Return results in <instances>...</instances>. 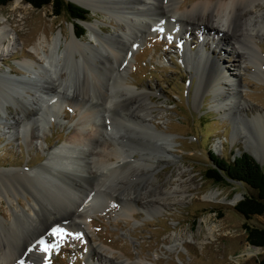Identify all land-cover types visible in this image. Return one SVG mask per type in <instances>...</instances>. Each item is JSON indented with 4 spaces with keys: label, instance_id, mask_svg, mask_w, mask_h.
Masks as SVG:
<instances>
[{
    "label": "rangeland",
    "instance_id": "obj_1",
    "mask_svg": "<svg viewBox=\"0 0 264 264\" xmlns=\"http://www.w3.org/2000/svg\"><path fill=\"white\" fill-rule=\"evenodd\" d=\"M196 1L198 0H183V4L189 6ZM261 9L264 10V6H261ZM87 10L89 13L86 21L96 23L102 32H115L114 22L112 23L107 18L106 12ZM0 17H2L1 26L6 25L13 29L17 45V50L14 53L0 51V72L4 71L7 75H27V72L22 70L17 62L21 58H29L32 55L28 50L29 46L36 42L40 35L50 34V32L55 34L57 30L68 35L70 25L73 26L75 34L79 32L78 27L73 24L66 13L55 15L51 4L37 9L23 0H11L0 7ZM86 21L81 22L85 32L78 38L82 41H87L89 38L84 23ZM190 30L185 26L180 32V39L169 37L166 32L157 29H152L142 35L138 52L136 50H134L135 53L133 52L135 58L134 61L132 60V70L126 75L127 84L130 85L132 92L123 90L121 86L116 89L112 88L114 93L118 92L119 102L116 101V104L110 108L111 118L109 117L107 120L110 127H113L112 130L114 129L116 132L105 139L108 140V147H112L111 144L116 143L118 147L122 148L121 153L125 157L107 169L94 172L93 169L90 170L86 167L87 173L77 172L79 177L85 179V183L87 181V184L91 183L89 191L84 190V192L89 194L88 197L95 200V206L103 211L91 212L83 224L77 216L49 223L41 231L35 233L29 241L32 250L30 251L27 246L22 253L20 252L19 262L17 261L19 264L21 261L24 264H40L39 259L30 255L29 252L38 251L40 248H37V242L43 238L48 240V243L50 242V244H46L47 254L43 264H119L121 261H126L129 264L138 261L139 258L146 263L157 261V264H257L264 256V248L252 246L246 241L243 227L244 223L253 227H264V213L245 220L234 208L244 194L251 193L252 190L245 184L229 178H225L222 182H214L206 177V172L213 166L208 155L209 150L225 160H231L242 153H251L246 150V144L241 138L235 143L232 141L231 135L237 130L235 127L233 128L232 123L234 125L242 123L250 138L254 136V126L245 120H239L236 117L237 109L235 108L234 112L225 117L215 109L212 89L202 90L206 82L203 78L199 84L197 74L184 63L181 44L192 52L197 51V54L198 51L207 54L210 58L208 67L211 66V61L217 59L225 79L232 76L239 79L233 80L234 85L226 80L227 86L225 87L229 88L228 91L231 92L235 91L238 85L236 91L239 93L236 98L230 100H239L245 104L238 112L242 118L246 115L250 118L257 112H264V60L263 64L257 67L260 70V76H256L254 66L252 67L248 63L250 58L246 54V58L240 63L234 52L214 49V46L219 43V35H215V32L203 31L199 33L202 30H191L192 33H190ZM203 39L204 43H202ZM255 44L259 46L260 52L264 55V37L261 39L257 37ZM57 50L63 52L60 64L54 67V63L52 70L50 69L47 75L50 76L52 71L62 69L61 73L66 78V82L75 84V80L77 81L83 70V64L81 66L74 61L73 56L78 58V53L72 55L69 50L64 49L63 39H61ZM93 53V51H89L84 54L85 62L89 64L90 68L92 67L93 74L105 82L103 71L98 70L89 59L91 54L95 57ZM233 77L231 79H234ZM258 79L260 80L258 81ZM4 80V85L1 86V89L3 88L1 96L8 102L6 105L8 115L3 116L2 121L8 126V122L17 117V113L22 107L12 105L17 99L20 100L15 82L10 79ZM112 82L113 80L109 78L106 82L107 91L103 90L105 96L98 100V103L96 102L101 107L107 105V100L114 96L116 98V94L108 89L109 86H112ZM25 86L33 87V84L26 80ZM196 89H198L197 94ZM142 91L148 93L152 102V124L156 126L157 131L170 135V141L173 142V147L170 149V153L173 155L172 162L155 161L152 169L143 166L147 164V159L141 157L140 154L152 155L160 159L163 147L161 141L157 140L160 136L153 134L142 124L137 128V132L139 129L140 134H135L134 128L130 127L128 123L120 124L122 119L119 117L124 113L127 114V109L124 112L121 108H128V105L125 102L122 103L121 100L127 102L136 100L141 105L143 99L138 94ZM90 92L98 94L94 87ZM73 96L75 95L69 96L70 101L74 100ZM79 97L80 103L86 102L81 104L85 107L86 112H91L93 106L90 98L80 95ZM78 107L72 104L62 109L64 111L61 116L63 125L52 123L49 128L40 129L39 132L33 128L31 130L34 137L31 138L32 142L28 139L24 140V136L17 135L16 129L13 131L12 137L0 134V181L5 184L9 179L17 189V178L22 171L38 167L45 162V154L42 153L44 148L47 150L69 143L76 130L81 131L85 137L95 133V129H99L98 125L101 121L93 120V118L86 122L83 121L78 116ZM227 107L225 106V108ZM96 109L100 110V115L103 108L96 107ZM227 111L226 109L225 113ZM97 112L94 108V113ZM96 117L94 118L98 119V116ZM107 120L104 121L105 123L101 122L100 127L103 130L106 125L105 128L111 132L109 130L111 128L106 124ZM96 137L101 139L98 135ZM97 139L92 141L93 144L96 145ZM217 140L220 141L218 148L215 147ZM43 142L45 143L43 144ZM130 149L135 152L133 155L130 154ZM127 155L128 157H126ZM129 156L141 159L138 161L139 171L131 172L132 170L129 168L131 173L125 179H117L119 174L126 172L125 165L132 163ZM118 168L122 172H112ZM180 171L182 172L181 176H178ZM59 178L61 181L64 179L61 175ZM72 178L75 179L74 176ZM61 181H56L53 196L59 194L61 197L63 194L67 199H70L67 185H71L72 181L70 182L66 177L62 181L65 183L64 185ZM146 183H152L154 187L163 191L162 194L159 193L160 196L156 200V206H159L160 212H153V215L148 216L145 211H142L145 199L141 197L142 191H140L136 197L138 199L134 200L137 210L135 209L134 215L132 214L133 217L118 216L121 214V208L125 205L124 194L131 188L140 190ZM96 185L100 186L94 187ZM176 185L178 190L175 189ZM62 187L65 188L64 191H62ZM215 190L219 192L217 201L203 199L205 194ZM18 192L20 195L19 193L12 195L24 209H26V200L30 194L41 199L39 198L40 194L32 191L30 194H23L20 190ZM236 195H240L236 204H229L228 202ZM222 198L225 200L220 201ZM80 200L77 208L82 207V200ZM109 202L110 207L102 209V206ZM13 204L15 206V202ZM0 214L4 219L13 216L6 197L0 198ZM21 218L24 220H20ZM17 219H19L17 222L26 226L28 218L17 214ZM206 220V223H210L209 225L219 224L224 227L223 233L226 234L221 236L219 231H215V238L204 236L207 232ZM57 227L60 229L57 233L58 236H52L53 230L55 233L57 232L55 231ZM191 236L195 237L194 241L190 239ZM180 241H182V246L179 245L176 250L169 248L174 242ZM196 241L202 244L199 245ZM246 251L252 254L248 256Z\"/></svg>",
    "mask_w": 264,
    "mask_h": 264
},
{
    "label": "bare ground",
    "instance_id": "obj_2",
    "mask_svg": "<svg viewBox=\"0 0 264 264\" xmlns=\"http://www.w3.org/2000/svg\"><path fill=\"white\" fill-rule=\"evenodd\" d=\"M70 1L89 9L91 12L98 10L106 12L107 18L110 19L112 23L114 22L113 28L115 32H102L96 23L86 21L84 23L89 36L87 41H82L76 36L72 25L69 27L68 35L64 34L61 30H57L55 34L51 32L50 34H42L37 38L36 42L33 41L34 43L30 45L28 49L32 55H30L29 58H21V60L17 62L18 66L27 72V75H7L4 71L0 72V134L2 136L12 137L14 135L13 131L16 129L17 135L24 136V140L28 139L31 141V138H34L31 132L33 128H36L37 132H39L40 129L49 128L52 123L63 125L64 122L61 116L64 111L62 109L72 104L75 105V107L79 106L77 109L78 116L85 122L92 118L93 120L101 122L109 119L111 116L110 108L116 104V101L119 102L118 92L114 93L112 88L116 89L121 86L123 90L132 92L130 85L127 84L126 75L132 70V60L134 61L135 58L133 52L134 50L138 52L142 35L150 32L152 29L163 30L166 32L167 36H173V38L176 39H180V32L185 26L193 31L202 30L199 33L203 31L215 32V35H219V43L214 46L215 50L220 49V51L223 50L224 52H234L240 63L246 58V54L248 58H250L248 59V63L252 65V67L254 66V74L260 76V70H258L257 67L263 64L264 55L260 52L259 46L255 44V40L257 37L260 39L264 37V10L261 9V6H264V0H198L189 6H185L183 0ZM1 19L2 17H0V24ZM191 30L190 33H192ZM14 39L15 35L13 29L6 25H0V51L10 53L16 52L17 45ZM61 39H63L64 49L69 50L72 55L73 53H78V58L75 55L73 56L76 64L81 66L83 64L82 73L79 74L78 79L76 78L77 81L75 80V84H68L66 82V78H64V75L61 73L62 69L59 71H52L50 76L47 75V72L50 69L52 70L54 63V67L60 64V57L63 52H58L57 48ZM204 42L203 39L202 43ZM181 47L183 50L182 56L184 63L197 74L198 83L203 78L206 82L202 90H207L208 88L212 89V99L215 102V109L220 111L224 117L237 109L235 111L236 117L254 126L255 133L253 138H250L247 129L242 123L238 125L232 123L233 128L235 127L237 130L232 133L231 139L235 143L241 138L246 144V150L250 151L263 165L264 112H257L250 118L247 117V115L243 118L242 116L240 117L238 112L242 110L241 107L245 104L239 100H230L231 98H236L237 93H239L236 91L238 85L235 91L231 92L228 91L229 88L227 89L225 87L227 86L226 80L233 84V80L237 81L239 79L233 76L234 79H231L232 77L225 79L217 59L213 60L214 63L210 60L211 66L208 67V59L210 58L207 54L201 51H198V54L197 51L192 52L183 44H181ZM89 51L94 52L93 55L95 57L91 54V56L89 55V59L98 70L103 71L102 74L104 75L105 82H102L99 77L94 75V71L92 72L91 70L92 67L90 68L89 64L85 62L84 54ZM211 52L213 53V51ZM241 67L240 65L239 68L241 69ZM109 78L113 80V84H111L112 86H109L108 89L116 94V98L115 96L112 97L107 100L108 102L105 107H101V105L97 103L98 100H101L105 96L103 90L107 91L108 85L106 82H108ZM4 79H10L15 82L16 90H19L18 94L20 100L17 99L12 105L15 107H22L19 113H17V117H14L12 121L8 122V126L2 121L3 116L8 115L6 107L8 102L1 96V90L3 89H1V86L4 85ZM26 80L31 81L33 87L25 86ZM259 80L260 79H258V81ZM93 87L98 94L90 92ZM197 91L198 89L195 91L196 94ZM147 94L148 93L143 91L138 94L143 99V104L141 105L138 104L136 100H132L131 102L121 100L122 103L125 102L128 105V108H121L124 112L127 109V114L124 113L119 117L122 119L120 124L126 125L128 123L130 127L134 128L135 134H140L139 129L137 132V128L142 124L145 128L152 131L153 134L160 136L157 138V140L161 141L163 144V147L161 146L162 154L160 159L158 157L156 158V156L140 154L141 157H146L147 159V164L143 166L152 169L155 161H161L162 163L172 162L173 155L170 153V149L173 147V142L170 141V135L157 131L156 126L152 124V102ZM72 95L76 97L73 96L74 100L70 101L69 96ZM79 95L90 98V102L93 106L91 112L87 113L85 107L81 105L86 102L80 103ZM109 95L113 96L111 94ZM225 106L228 107L225 108ZM96 107L104 109H102L100 115V110L96 109ZM94 108L98 111L97 113H94ZM226 109L228 111L225 113ZM95 115L98 116V119L94 118L96 117ZM101 122L98 125L99 129L96 128L95 133L93 132L89 137H85L81 131L76 130L69 143L55 146L47 150L44 148L42 153L45 154V162L38 167L22 171L19 178H17V189L9 179L6 180L8 182L5 184L0 181V198L6 197L8 199L10 209H12L13 212V216H9L7 219H4L0 214V233L2 232V234H0V264H19L20 252L22 253L27 246H29L30 251L32 250L29 241L34 234L41 231L42 228L52 223L54 220L77 216L81 224H83L84 220L89 218L91 212L103 211L98 209L95 206V200H93L92 197H88L89 194L87 195V193L84 192V190L90 189L91 183L87 184L88 181L85 183V179L79 177L77 174V172L87 173L86 167L90 170L93 169L94 172L107 169V167L115 165L119 160L125 157V155L121 153L122 148L118 147L116 143H110L112 147H108V140L106 141L105 138L107 136L110 137V135L116 131H114V129L112 130L113 127H110L108 120L106 124L111 128H108L111 132H108L105 128L107 127L106 125L102 130L100 127ZM36 134L38 136V133ZM96 135L101 139H97ZM94 139H97L96 145L92 142ZM44 143L45 142H43V144ZM215 147H220L219 140L215 143ZM130 152L129 153L132 155L135 153L133 150L131 151V149ZM126 157H128V155ZM130 158L132 163L125 165V167H127L126 172L119 174L120 176L117 177V179L123 180L129 173L139 171L140 165L138 161L141 159ZM89 163L91 164L89 165ZM129 168H131V172ZM116 171L122 172L119 168L112 172ZM181 173L180 171L178 176H181ZM60 175L63 176L64 179L66 177L67 180L70 182L72 181L70 183L71 185L67 183L70 199H67L63 194L61 197L59 194L53 196V189L56 183L61 181L59 178ZM73 176L75 179L72 178ZM62 181L61 183L64 185L65 183ZM177 188L176 185L175 189ZM19 190L22 191L23 194H30V191L40 194L39 198L41 199L39 200L36 198L37 196L34 197L30 194V197L26 200V209H24L12 195L13 193H19ZM64 190L65 188L62 187V191ZM140 191H142L141 197L145 199V206L141 208L142 211H145L148 216L151 214L153 215V212H160L159 206H156V200L160 196L159 193L163 191L160 188L154 187L152 183H146L140 190L131 188L124 194L126 197L124 198L125 205L121 208V214H118V216L124 218L133 217L132 214L134 215L135 209L137 210V204H135L134 200L138 199L136 197H138L137 194ZM218 194L219 192L216 190L210 191L203 196V199L207 201H217ZM239 196L240 195H236L228 203L235 205L240 198ZM80 199L82 200V207L77 208ZM224 200L225 199L222 198L220 201ZM13 202H15V206ZM108 207H110V202L102 206V209ZM17 214H22L25 218H28L26 220V226L24 224L25 227L17 222V220H19L17 219ZM22 219L24 220V218L20 220ZM206 222L207 220L205 221L207 232L204 236L208 235L215 238V231H219L221 236L222 234H226L223 233L225 228L221 225H209L210 223L208 224ZM55 231L57 232L55 233L53 230V233H51L52 236H58L57 233L60 229L57 227ZM194 238L191 236L190 239L194 241ZM40 241L43 243H38ZM40 241H38L36 245L37 248L39 247L40 249L34 251L35 254L34 252L29 253L38 258L40 264H43L47 254L43 249L47 248L46 244L48 240L43 238L40 239ZM197 243H199V245L202 244L199 241ZM48 244H50V242ZM179 245L182 246V241L178 243L174 242L169 248L171 250H176ZM245 253L248 256L252 254L249 251ZM119 264H128V262L121 261ZM129 264H157V261L154 263H146L139 258L138 261Z\"/></svg>",
    "mask_w": 264,
    "mask_h": 264
},
{
    "label": "trees",
    "instance_id": "obj_3",
    "mask_svg": "<svg viewBox=\"0 0 264 264\" xmlns=\"http://www.w3.org/2000/svg\"><path fill=\"white\" fill-rule=\"evenodd\" d=\"M11 0H0V7L6 5ZM33 8H41L52 5L53 13L60 15L66 13L73 24L78 27L76 34L80 37L84 34V27L76 21H86L89 11L69 0H23ZM212 168L206 172V177L214 182H222L225 178L238 181L249 187L252 192L244 194L243 198L235 205V210L243 216L245 220L254 215L264 213V165H259L248 153H242L231 160H225L215 155L212 150L208 151ZM246 241L255 247L264 248V227H253L244 223ZM264 264V256L257 262Z\"/></svg>",
    "mask_w": 264,
    "mask_h": 264
},
{
    "label": "water",
    "instance_id": "obj_4",
    "mask_svg": "<svg viewBox=\"0 0 264 264\" xmlns=\"http://www.w3.org/2000/svg\"><path fill=\"white\" fill-rule=\"evenodd\" d=\"M77 22L79 23V24H81V22L82 21H78L77 20ZM82 25V24H81ZM83 26V25H82ZM249 155H251L253 158H254V160L259 164V165H261V163L257 160V158L252 154V153H248ZM235 158V157H234Z\"/></svg>",
    "mask_w": 264,
    "mask_h": 264
},
{
    "label": "snow or ice",
    "instance_id": "obj_5",
    "mask_svg": "<svg viewBox=\"0 0 264 264\" xmlns=\"http://www.w3.org/2000/svg\"><path fill=\"white\" fill-rule=\"evenodd\" d=\"M38 243H43L42 241H40V242H38ZM44 251H47V249L45 248V249H43ZM20 264H24V262L23 261H21L20 262Z\"/></svg>",
    "mask_w": 264,
    "mask_h": 264
}]
</instances>
